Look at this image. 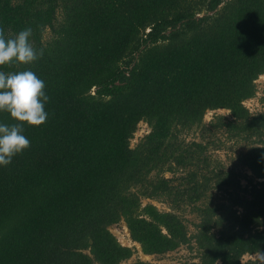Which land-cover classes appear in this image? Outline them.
I'll return each mask as SVG.
<instances>
[{"label": "trees", "instance_id": "trees-1", "mask_svg": "<svg viewBox=\"0 0 264 264\" xmlns=\"http://www.w3.org/2000/svg\"><path fill=\"white\" fill-rule=\"evenodd\" d=\"M0 27L43 49L0 71H33L49 97L47 121L23 123L30 147L0 165V264H121L135 253L109 228L121 220L147 255L194 243L192 264H264V110L245 104L264 0H0ZM222 135L248 145L230 165L212 152Z\"/></svg>", "mask_w": 264, "mask_h": 264}, {"label": "clouds", "instance_id": "clouds-1", "mask_svg": "<svg viewBox=\"0 0 264 264\" xmlns=\"http://www.w3.org/2000/svg\"><path fill=\"white\" fill-rule=\"evenodd\" d=\"M32 29L26 27L14 38H5L0 27V66L11 65L13 61L29 64L43 55L31 43ZM45 82L33 71H0V111H7L19 123L6 125L0 123V165L11 164L15 155L30 147V140L23 134V123L40 126L47 121L45 103ZM264 257V250L258 253Z\"/></svg>", "mask_w": 264, "mask_h": 264}, {"label": "rangeland", "instance_id": "rangeland-1", "mask_svg": "<svg viewBox=\"0 0 264 264\" xmlns=\"http://www.w3.org/2000/svg\"><path fill=\"white\" fill-rule=\"evenodd\" d=\"M256 84V95L245 101L246 106L254 113L264 110V74L259 76V78L256 80ZM218 114L229 115L230 112L229 110L223 108L217 110H209L205 115V122H209ZM149 131V125L146 122H140L138 129L131 140V146H135L140 141V139ZM185 136L187 140L199 139V132L193 130L188 132V134H186ZM222 140V147L215 150L213 149L212 152L214 156L223 160L227 165H230L241 151H245L248 149V145L244 141L230 139L225 135H222ZM165 175L172 176V173L166 172ZM142 200L144 204L148 202L154 203L161 210L170 209L166 202L159 199L143 198ZM186 218H188L189 222L191 223V220H193L194 216L192 214L186 213ZM109 228L118 237L119 241L122 244L131 246L135 249V253L129 259L123 261L121 264H135L139 260L158 262L160 264H192V262L199 260V258L197 257L198 251L194 247V243H191V245H182L178 249L168 252L164 255H147L143 253L140 244L132 239L124 220L111 225ZM190 228L191 230H193L192 225ZM251 257L255 256H246L245 259Z\"/></svg>", "mask_w": 264, "mask_h": 264}]
</instances>
